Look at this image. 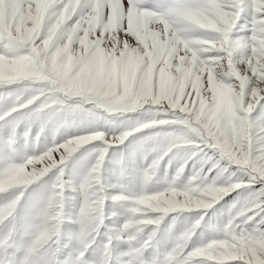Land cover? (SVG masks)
<instances>
[{
  "label": "snow or ice",
  "instance_id": "1",
  "mask_svg": "<svg viewBox=\"0 0 264 264\" xmlns=\"http://www.w3.org/2000/svg\"><path fill=\"white\" fill-rule=\"evenodd\" d=\"M0 264H264V0H0Z\"/></svg>",
  "mask_w": 264,
  "mask_h": 264
},
{
  "label": "rangeland",
  "instance_id": "2",
  "mask_svg": "<svg viewBox=\"0 0 264 264\" xmlns=\"http://www.w3.org/2000/svg\"><path fill=\"white\" fill-rule=\"evenodd\" d=\"M107 130V128H105ZM36 131V130H34ZM61 132L64 131V129L60 130ZM52 137H53V131L51 129H47L43 132V134L40 137V143L43 146L45 143L51 144L52 142ZM58 139V137H57ZM128 143V142H126ZM124 146H121L123 149ZM124 156H128L129 153L125 151ZM110 158L105 160V172H104V180L105 183L108 185L114 184L116 182V170H117V163L115 162V159L112 158L113 154L110 153ZM172 153H169L168 155L164 156L163 159H161L159 166H158V171L156 173V180L159 181L157 186H162L163 183L175 176L177 168L180 166V164L183 162L181 159L176 158L172 159ZM118 159V157L116 158ZM171 161V163H170ZM152 162V157L148 156L145 158L144 154L142 152H135V154L131 157L130 160V170L132 172V179H133V187L137 188L139 187V174L142 172V170L147 167L150 163ZM193 164H194V159H188L186 162V165L184 167V177H191L193 173ZM199 166L197 165V168ZM47 179V177L45 178ZM65 179L69 180L70 182L74 183H79V180L81 179L80 175H73L72 174V167L71 164L69 165V169L66 170V175ZM66 195L69 197L76 196L77 193L72 191V188L69 187L68 191L66 192ZM236 193L232 192L229 193L228 195L224 196L223 199H221L217 204L214 205V208H220L221 205L225 203V201L229 202V206L231 205L233 197H235ZM74 209L72 207V202L69 201L68 205V211L72 212ZM225 213V220L227 219V208L223 209ZM112 219H115V217H112ZM70 222V221H68Z\"/></svg>",
  "mask_w": 264,
  "mask_h": 264
}]
</instances>
